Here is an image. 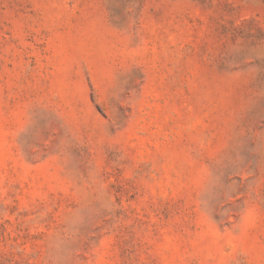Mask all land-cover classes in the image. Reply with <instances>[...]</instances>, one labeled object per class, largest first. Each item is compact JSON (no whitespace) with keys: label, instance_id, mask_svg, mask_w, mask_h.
<instances>
[{"label":"rangeland","instance_id":"obj_1","mask_svg":"<svg viewBox=\"0 0 264 264\" xmlns=\"http://www.w3.org/2000/svg\"><path fill=\"white\" fill-rule=\"evenodd\" d=\"M0 264H264V0H0Z\"/></svg>","mask_w":264,"mask_h":264}]
</instances>
